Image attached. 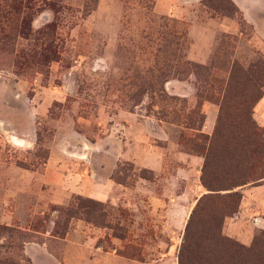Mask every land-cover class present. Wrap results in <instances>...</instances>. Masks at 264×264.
Returning <instances> with one entry per match:
<instances>
[{
	"label": "rangeland",
	"instance_id": "1",
	"mask_svg": "<svg viewBox=\"0 0 264 264\" xmlns=\"http://www.w3.org/2000/svg\"><path fill=\"white\" fill-rule=\"evenodd\" d=\"M23 1L24 35L0 14V264H33L29 242L64 263L63 239L83 237L70 229L78 220L100 228L105 251L179 264L189 215L207 192L203 157L180 141L184 116L195 109L211 135L215 87L264 61V0H239L245 12L234 0ZM262 92L252 118L264 127ZM262 183L235 190L243 198ZM237 211L221 230L247 247L264 228L249 243L228 236Z\"/></svg>",
	"mask_w": 264,
	"mask_h": 264
},
{
	"label": "trees",
	"instance_id": "2",
	"mask_svg": "<svg viewBox=\"0 0 264 264\" xmlns=\"http://www.w3.org/2000/svg\"><path fill=\"white\" fill-rule=\"evenodd\" d=\"M1 1L5 2L0 9L2 21L24 35L30 3ZM229 4L231 13H237L238 9L231 1ZM39 54L42 55V50ZM184 65L187 69L200 68L187 60ZM263 86L264 61L259 60L254 73L244 72L240 78L232 76L225 86L215 87L214 100L219 101L220 106L211 135L202 132L201 118L197 123L199 114L195 109L184 116L180 141L189 151L203 157L200 181L207 192L198 198L189 215L179 264H184V256L185 262L189 261L185 264L201 261L214 264L216 255L226 262L236 260L240 264H264V230H260L247 247L223 235L221 230L224 219L232 216L240 205L242 193L235 188L264 180V127L258 126L252 118L253 105L263 95ZM66 215L74 217L70 210H66ZM67 223L68 220L62 223L64 229L56 232L58 237L65 236Z\"/></svg>",
	"mask_w": 264,
	"mask_h": 264
},
{
	"label": "crops",
	"instance_id": "3",
	"mask_svg": "<svg viewBox=\"0 0 264 264\" xmlns=\"http://www.w3.org/2000/svg\"><path fill=\"white\" fill-rule=\"evenodd\" d=\"M241 11L245 12L244 4L234 0ZM250 4H253L250 2ZM109 188H123L122 185L108 184ZM10 217V216H9ZM255 222L252 223L250 219ZM255 227L264 228V183L246 187L243 189V198L237 214L225 221L224 232L243 243H249ZM72 233L82 234V239H63L64 263L58 262L56 257L47 250L45 244L29 242L25 245V251L29 254L33 264H138L137 261L125 259L115 255V249L105 251L97 246L101 230L82 220L74 222L70 227ZM69 232H67L68 234Z\"/></svg>",
	"mask_w": 264,
	"mask_h": 264
}]
</instances>
